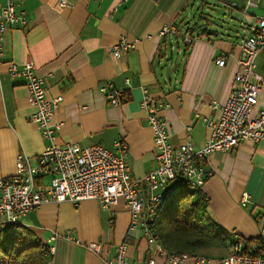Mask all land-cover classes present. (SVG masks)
Masks as SVG:
<instances>
[{
    "label": "crops",
    "instance_id": "1",
    "mask_svg": "<svg viewBox=\"0 0 264 264\" xmlns=\"http://www.w3.org/2000/svg\"><path fill=\"white\" fill-rule=\"evenodd\" d=\"M69 1L70 7H60L59 0H0V10L11 2L26 20L25 26L6 29L0 41V180L15 173L18 156L34 160L51 143L29 121L33 110L23 79H10L7 74L10 63L23 65L29 59L44 80L46 97L60 98L51 119L54 145H100L113 151L114 143L121 142L131 177L142 178L155 166L152 131L146 112L139 108L145 89L161 107L159 116L166 122L171 147L177 149L187 141L201 147L210 135L209 122L220 117L229 94L239 87L234 77L241 40L247 27L263 14L264 1L249 14L238 10L245 0L216 1L229 9L226 3L237 5L233 11L242 17L238 20L241 34L225 37L216 32L213 37L191 32L190 45L172 43L158 34L169 26L186 30V11L202 0ZM122 37L134 43V49L113 56L110 49ZM219 55H225L223 68L215 64ZM255 64L264 76V49ZM101 87L121 92V104L109 105ZM258 108H264V83ZM205 167L210 176L199 191L207 202V214L231 236L232 243L195 255L216 264L229 254L235 239L250 242L254 251L259 241L264 253L262 144L244 141L229 152H216ZM243 194L250 200L245 206L240 203ZM128 225V209L118 199L107 208L96 200L45 204L28 213L19 226L51 248L48 264H106L120 244L127 247L130 264H145L155 242L140 229L130 231ZM67 235L73 240L68 241ZM89 244L99 245V252H91ZM154 259L156 264H166L158 256Z\"/></svg>",
    "mask_w": 264,
    "mask_h": 264
},
{
    "label": "built area",
    "instance_id": "2",
    "mask_svg": "<svg viewBox=\"0 0 264 264\" xmlns=\"http://www.w3.org/2000/svg\"><path fill=\"white\" fill-rule=\"evenodd\" d=\"M263 1L245 0L238 10L243 14L253 13ZM226 5L232 9L237 8L234 3ZM59 6L70 7L71 4L69 0H59ZM16 24L25 26L26 20L22 14L16 13L13 4L9 2L0 10V41L4 31ZM158 35L168 37L175 44L190 45L194 40L191 32L176 26L165 27ZM134 45L122 37L111 47V54L117 56L120 52H130ZM262 49L264 12L256 19L255 25L248 26L244 31L237 60L238 72L234 77L239 87L229 94L220 117L209 122L210 135L201 147L187 141L173 149L169 143L166 122L159 116L161 107L143 89L139 108L146 112V122L152 131L155 166L138 179L130 175V166L125 159L126 147L121 142L114 143L113 151L100 145L85 148L54 145L55 127L51 119L60 98L46 97L44 80L36 74L32 60H27L23 65L10 63L7 71L9 78H21L24 81L27 102L33 110L29 121L37 127L42 138L51 143L34 160L18 156L15 173L0 180V232L19 226L28 213L45 204H77L84 200H96L107 208L122 199L129 212L128 229H140L144 236L155 242L153 256L145 264H156L155 256L164 259L166 264H183L186 260H191L193 264H210L207 258L195 254L171 253L157 244L154 220L182 191L199 190L200 184L210 176L205 167L210 155L229 152L244 141L261 143L264 154V108L256 110L264 76L256 71L255 64ZM215 64L223 68L225 55H219ZM125 84L128 86L129 81L126 80ZM99 91L109 105L121 104V92L107 87H101ZM249 202V196L243 194L241 205L245 206ZM54 239L52 237L50 240ZM66 239L73 240L69 235ZM46 247L48 254L51 253V248L48 245ZM243 247L241 242H234L229 254L216 261V264H264V255L251 258L243 254ZM87 248L93 253L99 252L97 244H89ZM126 252L124 244L118 245L115 256L106 264H130Z\"/></svg>",
    "mask_w": 264,
    "mask_h": 264
},
{
    "label": "trees",
    "instance_id": "3",
    "mask_svg": "<svg viewBox=\"0 0 264 264\" xmlns=\"http://www.w3.org/2000/svg\"><path fill=\"white\" fill-rule=\"evenodd\" d=\"M189 28L187 32H191ZM182 192L181 198L155 217L154 234L159 244L168 252L185 254L231 244V236L208 216L207 202L201 192ZM249 243H243L244 255L251 258L264 255L259 241L256 242L259 249L255 251L249 248ZM49 261L47 247L34 240L26 228L9 227L0 232V264H48Z\"/></svg>",
    "mask_w": 264,
    "mask_h": 264
},
{
    "label": "rangeland",
    "instance_id": "4",
    "mask_svg": "<svg viewBox=\"0 0 264 264\" xmlns=\"http://www.w3.org/2000/svg\"><path fill=\"white\" fill-rule=\"evenodd\" d=\"M202 1L200 5L196 4L186 11L183 17V20L187 22L186 26L190 27L194 20L202 17L208 19L213 29L221 35L224 34L225 37L227 35L232 36V32L241 34L240 21L238 20H242V17L240 18L237 12L218 4L214 0ZM245 19H248V17H245Z\"/></svg>",
    "mask_w": 264,
    "mask_h": 264
},
{
    "label": "water",
    "instance_id": "5",
    "mask_svg": "<svg viewBox=\"0 0 264 264\" xmlns=\"http://www.w3.org/2000/svg\"><path fill=\"white\" fill-rule=\"evenodd\" d=\"M207 22H209L208 19L200 17L198 20H194L192 22V25L190 26L189 29L191 32H196L198 34H206L208 36L216 37L217 36L216 31L213 29V27H208V25H206ZM170 72L171 71L169 68L165 70L166 78L169 77Z\"/></svg>",
    "mask_w": 264,
    "mask_h": 264
}]
</instances>
